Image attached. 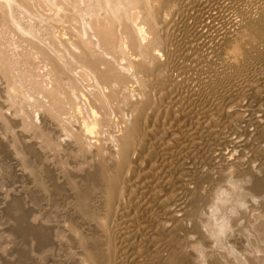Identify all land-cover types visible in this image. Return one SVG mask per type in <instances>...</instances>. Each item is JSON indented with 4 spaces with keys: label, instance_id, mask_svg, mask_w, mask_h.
Here are the masks:
<instances>
[{
    "label": "bare ground",
    "instance_id": "6f19581e",
    "mask_svg": "<svg viewBox=\"0 0 264 264\" xmlns=\"http://www.w3.org/2000/svg\"><path fill=\"white\" fill-rule=\"evenodd\" d=\"M197 1L188 0V3L194 6ZM173 4L176 14L184 10L181 8L183 0H0L1 21L13 25L23 34L39 35L43 42L39 44L37 40L36 45L33 40L31 45L38 47L37 51L42 52L52 64L51 86L44 90L49 103L38 105L43 128H36L25 120L22 122L23 131L31 129V139L27 138L23 144L26 148L24 154L23 149L17 148L12 120L0 113L2 128L11 137L8 143L0 139V144L22 160H19L23 168L18 169V176L31 181L29 191L33 202H46L52 194L53 198L59 196L68 205L65 206L68 216L65 214L64 222L61 220L66 229L61 239H66L67 251L61 260L54 259V264H199L196 255L200 251L194 253L190 247L192 237L188 235L189 228L185 223L187 216L195 218L193 206L208 196L207 187L211 183L231 176L229 168L246 171L251 162L244 158L245 147H240L243 153L238 156L219 148L224 142L220 139L224 127L227 123H238L239 126L244 121L242 131L252 130L248 132L250 136L261 137V140L256 139L264 143V94H261L264 92V46H240L245 58L239 65L235 63L231 69L219 73L214 71L216 79L210 88L200 93H189L183 89L187 83L184 76L168 73L163 65L169 66L160 63L157 52H154L166 36L153 26L151 19L158 11L171 8ZM37 5H42V13L33 11L32 7L37 8ZM238 9L241 11L242 8L239 6ZM17 10L29 12L31 20L34 17L38 19L32 24L21 23ZM137 14H141L140 21L134 22ZM260 17L264 18L263 13ZM257 18L253 17V20ZM178 20L181 21L180 18ZM236 21L233 19L231 22L233 29H222L226 31L223 34H234L230 40L243 35ZM146 25L152 36L143 41ZM179 27L175 50L180 49L189 30L188 23ZM123 57L127 59L125 64L119 62ZM7 59L0 55V77L7 83L4 84L7 85V93L14 94L18 88L11 81ZM72 59H75L74 63ZM180 65L173 61L171 66L180 68ZM77 69L92 80L89 84L93 87L91 91L74 90L73 72ZM131 78L133 82H140V88L129 84ZM15 100H18L16 96ZM124 102L131 107L130 115L119 120L115 115L118 110H123ZM229 102L236 105L238 102L240 108L236 112L230 111L226 108ZM70 110L74 111L76 119L71 115L68 120L70 126H62V116ZM246 110L250 112L245 118ZM259 110L262 113L259 114ZM15 111L18 112L17 109ZM54 123L60 125L69 137L65 143L66 150L49 129V125ZM249 125H252L251 129H248ZM102 133L106 136L102 137ZM248 139L243 138L240 146H246ZM262 142L252 146L250 155L264 165ZM51 151L57 161L55 167L46 163L47 158L44 157ZM57 169L62 173L61 179ZM252 175L251 189L258 192L264 185L254 173ZM62 178H65L63 182ZM229 180L231 183L233 179ZM236 181L232 183L234 187H237ZM190 183L193 185L189 186ZM176 189L180 191L176 192ZM10 203L8 214L14 220L10 227L15 226L30 235L32 242L33 238L44 244L46 241L50 245L51 241L56 242L54 229L49 224L53 218H50L51 208L41 209L40 213L32 209L26 218L25 208H19L12 201ZM66 208H63L64 212ZM261 224L259 230L264 229V223ZM208 253L204 255L211 259V263L222 258L215 251Z\"/></svg>",
    "mask_w": 264,
    "mask_h": 264
},
{
    "label": "rangeland",
    "instance_id": "374dc122",
    "mask_svg": "<svg viewBox=\"0 0 264 264\" xmlns=\"http://www.w3.org/2000/svg\"><path fill=\"white\" fill-rule=\"evenodd\" d=\"M183 1L184 4L181 8L184 10L183 11L181 10L179 14H176V10H175L176 6L175 4H173L174 7L172 5L171 8L168 7L165 8V10L161 9L156 13V15H153L151 19L153 26L155 28H158L159 32L162 33L163 36H166L165 41L162 42L159 46H157L156 51L154 52H157V58L158 60H161L160 63L162 64L164 63L167 64V66H169L167 68L165 67L166 65H163V67L167 70V72L168 71L171 72L168 73L176 77L177 76L181 77V75L184 76L185 82L187 81V83H185L183 89L188 90L189 93L191 92L195 94V93H200L203 89L210 88V85H212V83L216 79L214 77L215 76L214 71L218 70L219 73V71L231 69L233 64L238 63L239 65L243 61V59L245 58V53H243V50L241 49L242 47L240 46H244V45L252 46L254 44H257V46L260 47L264 46V21H263L264 18L262 19L260 17L262 13L264 15V11H263L264 0H231V1L230 0H198L196 3L193 4L194 6L190 5V3H188V0H183ZM238 4H240L239 6L242 8L241 11H239L240 9H238L239 7ZM40 6L42 5L39 6L37 5V8L33 6L32 7L33 11L37 10L42 13L43 11ZM179 7L180 6H178V9ZM245 11L247 12V15ZM260 11L261 13H258ZM16 12L19 21L21 20L20 22L26 25L32 24L36 22L38 19L37 17H34V19L31 20L30 17L32 16L27 11L20 12L17 10ZM140 16L141 14H137L136 16H134L136 17V20L134 19V22L135 21L139 22ZM253 17H256L257 19L253 20ZM178 18H180L181 21L178 20ZM245 18L253 20V22L246 20ZM233 19L237 20L236 22H238L240 28L243 30V35L242 36L236 35L235 39L230 40V38L234 36V34L233 33L229 35L223 34L226 33V31L223 30L224 31L223 32L222 29L226 28L225 30H227L228 28L227 31H229V29H233L231 28L232 27L231 22ZM182 23H188L189 30L187 35L184 36V38L186 37L185 39H183L184 44L182 43L180 49L175 50V48H177L176 38L178 37L177 34L179 33L178 32L180 28L179 26ZM144 29H145V32H143L144 38L142 40L147 41L152 36V33L150 32V29L147 25L144 26ZM31 36H32L31 34H23L13 25L3 23L0 19V53H1L0 55H3V57H6V59L8 58L7 60H9L10 62V69H11L10 70L11 81L14 82L13 84L16 85L18 89L20 88L19 90L17 89L18 91L16 92L17 94L16 93L8 94L7 85H4L7 83H5L4 79L0 77V111H1L0 113L3 114V116H5L9 121L12 120L11 128H12V132L16 135L18 141L17 148H20L19 150L23 149L24 151L23 150L21 151H23L24 154L26 153V148H24L23 144H25V141L31 139V134H30L31 129L29 128L27 132L25 130L23 131L21 128V124L22 122L26 121L25 123L29 122V124L35 125L36 128L42 126L43 122L41 121L42 119L40 116L41 110L38 105L41 102L43 104L49 103V97H47L44 94V90L50 88L51 86V75H50V70L52 67V64L50 65L51 61L49 59L47 60V57L42 55V52L37 51L38 47L35 48V46H32L33 40L36 45H38V43L41 44L43 40H40L39 35L37 37L36 35L35 37L32 36L33 38L36 39H33ZM245 52L247 53V50ZM158 55L160 57H158ZM168 59H171L172 62L174 61L179 63V65L181 64L180 66L182 68L180 67L181 68L180 69L179 67L176 68L175 66H171L172 62L170 60L168 61ZM71 62L74 63L75 59H72ZM119 62L120 63L123 62L122 64H125L127 62V59L124 58ZM180 70L181 72H179ZM73 74L75 77V81L73 82L74 84L73 88L75 91L80 89L81 91L92 90L91 89L93 88L92 85H89L92 83V80H90L86 75L80 72L79 69L73 72ZM133 80L134 79L131 78L129 84L132 83L133 84L132 86H134V88L135 87L137 89L140 88V82H133ZM17 84H19L20 86ZM261 94H264V92H262ZM15 96L16 99L18 100H15ZM19 99L22 100V102ZM16 102L17 104H15ZM125 102L122 105L123 113L122 111L118 110L116 114L118 116L115 115V117H118L119 120H125L127 116L129 117L130 115V112L128 114V111H130L131 107H129V104H126ZM11 103L14 104L12 105ZM229 104L231 105V107ZM226 106H227L226 108H229V110L232 112H236L238 108H240V106H238V102L237 105L233 102L231 103L229 102L228 105ZM224 107L225 106H223V108ZM241 108H243V106H241ZM16 109L18 112L15 111ZM260 109H263V107H261ZM259 111H257V114ZM249 112L247 110L245 111V114L247 113L246 115H244L245 118L249 117L248 115ZM69 113L70 116L68 118ZM260 113L262 112L260 111L259 114ZM64 115L62 116L63 119V122H61L63 123L61 124L62 126L63 125L70 126L69 123L71 122H69L70 121L69 119H71V115L73 116L72 118L76 119V117H74L75 113L72 110H70L67 114ZM74 119L72 120L75 121ZM243 122L244 121H242V124L241 125L239 124V126L238 123H234L235 125L232 124L233 127L232 125H230V123H227L228 125L226 124V127H224V130L226 132L224 131V133H221L222 137L220 138L224 140V142L222 141L223 144L218 146L219 148L221 147V149L223 148L222 150L232 152L234 153V155L236 154V156L240 155V153L242 152V150H240V147L242 148L245 147L243 148L244 153L242 152L245 155L244 158L251 160L249 166L247 167V169H245L246 171H244L247 172V174L244 173L243 169L241 168L240 169L229 168L228 174L231 176H229L228 174L227 175L230 177V178L228 177L230 180L227 177H221L217 181V183H211L212 185L208 184L209 185L208 186L209 188L207 187L208 196L204 200L200 201L197 204V206H193L195 207L196 210L195 211L196 219L193 216H189L192 218H189L187 216L188 219L186 218L185 220V223L187 224L186 226L189 228L188 235L192 237L191 238L192 246L190 247H192L191 249L193 250L194 253L196 252L198 253L200 251L199 255L198 254L196 255L199 264H256V263L264 264V257H263L264 229L259 230L258 227L261 222H262L261 225H263L264 223V186L258 192H253V190L251 189V184L253 179L252 173H254L259 179L260 183L264 185V171H263L264 165L260 164L257 160H253L252 155H250V153L252 154V146H256L257 144L260 145V142L262 141L259 140H261L262 138L258 137L260 139L257 141L258 138L256 137V135L250 136L248 132H253L252 130L246 131L244 133V131L242 130L245 128V126H243L245 122L244 123ZM41 128H43V126ZM251 128L252 125H249L248 129ZM49 129L52 130L51 132L54 135V137H58L60 146L61 147L63 146V149L66 150L67 146L65 145V143L69 140V137L65 135L62 127L60 128V125L54 123L49 125ZM234 130L236 132H234ZM104 133L107 135V132ZM104 133H102L101 135L102 137L106 136L104 135ZM224 134L226 135V138ZM227 136L228 139L232 138L233 140L231 139L228 140ZM10 138L11 137L9 136V134H7L5 129L2 128V125L0 123V139L2 140L4 139V141L8 143L7 141H10ZM243 138L250 139V140L248 139L247 141L248 146L247 145L240 146L242 145ZM225 139L227 140V142H225L226 141ZM231 142L233 145L231 144ZM261 144L264 143L262 142ZM11 152L12 151H10V149L8 150L7 148L3 147L0 144V154H1L0 155V264H11L10 262H12V264L13 262L14 264L15 263L16 264H52V263L54 264L56 259L59 258L61 260L63 255L65 257L67 251L66 248L67 241H65L66 239L64 240L63 238L61 239V234H63V232L64 234H66V229L65 227H63L65 225L63 223L64 222L63 220L68 216L69 211L68 208L65 207L68 205L64 200H61L59 196L53 198L52 194L48 200L45 199L46 202L44 200H40L41 202L40 201L33 202V198L31 197L32 195L29 191L30 187L32 186L30 184L31 181L27 179L25 176L24 177L21 175L18 176V172L20 171L18 169L23 168L22 166L23 164H20L21 163L20 161L22 160L14 156L13 152L11 154ZM52 153L53 152L51 151L47 154H44V157L47 158L46 163H49L50 166L53 165L52 167H55V165H57L56 164L57 161L55 157H52L53 155ZM69 161L71 162V164H73L71 160ZM58 171L59 169L56 170L57 173ZM60 175L62 176V173L59 171L58 173L59 179H61ZM231 178L233 179L232 181ZM64 179L62 178V182L64 181ZM228 180L231 181V183L230 182L228 183ZM233 181H236V183L234 182L235 185L237 184V187L235 186L236 189L234 187V184H232ZM188 185L192 186L193 184L191 185L190 183ZM178 191L180 190L176 189V192ZM11 201L13 203L15 202L17 206H19V208L21 207L23 209L25 208L24 210H26V212L28 213L27 214L25 212L26 218H29L28 215L32 211V209L34 210L35 213H40L45 209L51 208L53 213L52 212L50 213V218L51 216H53V218H51L52 221L50 220L52 223L49 222V224L51 226V229L52 230L54 229L53 235H55L54 236L55 238L54 237L53 238L56 240V242L51 241L50 243L52 244L50 245L46 241L44 244V243H39L34 238H33L34 242H32V237H29L30 235L25 234L23 231H21L20 229H18L13 225H12L13 227H10L12 224L13 217H11L12 215L10 213L8 214L10 210L7 207L8 206L10 207V205L12 204L10 203ZM62 201L64 202V204L62 203ZM39 203L43 205L41 206L39 205ZM44 203L48 204V206L45 205ZM56 203L59 204L56 205ZM181 205L180 208L184 206V204L182 206ZM215 205L217 208H215ZM61 207H63L64 209L66 208V211L64 212V209ZM37 209H39L40 211L38 212ZM55 210L59 214L55 213ZM62 210L64 215L62 213ZM180 210L182 211L183 209H179L178 211ZM60 212L62 213V219ZM57 215L59 217H57ZM57 220H58V224H57ZM195 222H197V224ZM220 225L225 226V228L222 229ZM14 227L17 229H15ZM216 229L220 231L218 232ZM52 230H51V236H52ZM59 230L62 232H58ZM23 233L25 234V236ZM215 235L217 236L214 237ZM35 241H37L40 245L37 244ZM63 241H65L64 244H62ZM41 245L43 247L45 246L47 249L45 247L43 248ZM193 245L196 246L198 250L196 249V247L194 248ZM50 247L52 248L51 250ZM214 251L215 254L218 253L219 256L221 255L220 258L221 257L222 258L216 263H211L209 261L211 259H208V256H205L204 254L206 253V255H208L209 254L208 252L212 253ZM31 256H33L34 258H31ZM54 256H56V258ZM16 260L17 262H15Z\"/></svg>",
    "mask_w": 264,
    "mask_h": 264
}]
</instances>
